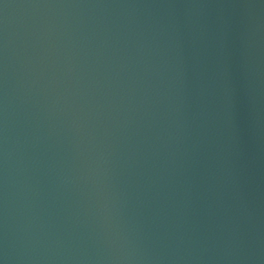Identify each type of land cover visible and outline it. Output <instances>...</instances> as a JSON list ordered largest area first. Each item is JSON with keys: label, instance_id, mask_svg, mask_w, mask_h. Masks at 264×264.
<instances>
[{"label": "water", "instance_id": "95a60500", "mask_svg": "<svg viewBox=\"0 0 264 264\" xmlns=\"http://www.w3.org/2000/svg\"><path fill=\"white\" fill-rule=\"evenodd\" d=\"M0 264H264V0H0Z\"/></svg>", "mask_w": 264, "mask_h": 264}]
</instances>
